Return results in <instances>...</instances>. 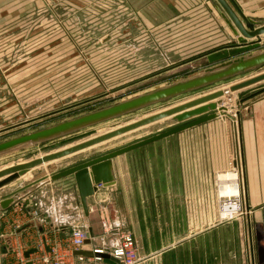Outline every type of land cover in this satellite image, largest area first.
<instances>
[{
	"label": "crops",
	"instance_id": "0c3cea01",
	"mask_svg": "<svg viewBox=\"0 0 264 264\" xmlns=\"http://www.w3.org/2000/svg\"><path fill=\"white\" fill-rule=\"evenodd\" d=\"M231 2L244 17L264 23V0ZM123 9L141 20L130 21L128 27L130 45L137 46L133 58L120 61L180 63L171 70L158 68L161 76L184 68L183 63L197 62L196 71L190 75L194 76L221 62L223 59H215L227 55L230 48L224 47L238 39L235 25L218 0H0V47L7 52L17 46L20 55L14 69L19 87L12 88V94L32 95L35 107L38 99L41 103L43 92L54 97L58 88H70L67 68H63L66 65L59 60L66 59L68 64L75 61L68 50L74 51L70 36L74 20L82 29L93 25L103 30L104 20H111ZM96 19L97 23H91ZM58 34L63 37L58 38ZM142 46L147 50L143 55L137 51ZM62 48L64 55L60 54ZM261 51L264 46L244 55ZM57 76L66 78L65 83H51ZM247 90L239 119V146L234 136L241 189L252 210L244 215L241 227L233 219L218 222L214 211L180 214L187 204V181L195 178L187 176V169H211V159L216 165L219 156L221 161L229 160L230 154L222 136L210 141L211 151L208 147L187 149L189 137L194 143L205 142L197 135L172 134L112 158L108 165L111 179L98 184L95 194L88 197V211L73 174L52 180L38 178L37 170H32L31 175L21 174L1 187L0 195L12 196L14 202L7 208L0 205V264H43L40 257L50 247L67 250L69 235L78 226L87 229L91 238L83 249L109 244L115 237L103 234L104 219L133 231L139 254L145 258L140 264H259L258 250L251 257L248 250L233 245L241 228L247 229L248 221L252 224L253 215L264 230V81ZM175 142L177 146H173ZM195 179L202 180L203 184H195L199 189L207 194L213 191L212 177ZM34 210L39 212L35 218ZM171 238L179 239L177 247ZM41 244L46 246L41 249ZM29 250L33 251L27 256Z\"/></svg>",
	"mask_w": 264,
	"mask_h": 264
},
{
	"label": "rangeland",
	"instance_id": "374dc122",
	"mask_svg": "<svg viewBox=\"0 0 264 264\" xmlns=\"http://www.w3.org/2000/svg\"><path fill=\"white\" fill-rule=\"evenodd\" d=\"M140 20V17L136 16L133 12L131 13L128 9L116 11L111 16V20H104L106 23L102 28L103 30H98L93 25L90 27H84L82 29L81 23H78L76 20H74V24H76L74 25V30L71 31L70 34L72 40L75 42L74 51L72 48H68V50H70V52H72V54L75 56V61L68 64V62H65L66 59L59 60L60 64L66 65L63 68H67L66 76L67 80L69 81L68 83H72L70 85L71 87L69 88L68 86V88H58L56 92L58 94L54 97H52L53 95L48 97L43 92L40 95V97H42L41 103L38 104V99L35 107H32L35 103L33 102L32 98L34 97L32 95L17 96L16 94H12V88L17 89L19 87V85L16 86L17 80L15 78L18 76L16 74L17 70H14L17 66L15 65L16 61L20 57L17 52V46L14 47V50L10 49L7 52H5L2 47H0V142L23 133L32 132L34 130L100 109L114 102L141 94L153 88L171 84L178 80L190 77V75L196 71L194 68L198 66L197 62L183 63L182 65H184V68L181 67L177 71H173L161 76L159 72L161 69L158 68H163L165 70L167 66V68H170L169 70H171L180 63H149L141 61L132 64L129 61H120L121 58L128 60L129 57L133 56V52L137 49V46L134 47L130 45L128 27L130 21L139 23ZM101 22L103 23V21ZM91 23H97V19ZM140 33V31L137 32V34ZM62 37L63 36L58 34V38ZM120 38L124 39L125 41L121 40ZM58 49L60 48L58 47ZM62 49L63 52L60 54H66L65 49ZM137 51H141L142 55L147 52L144 46L138 47ZM7 55L10 57H5L4 59L2 58L3 56ZM262 71H264V64L245 70L221 81L200 87L195 91L161 100L159 102L129 111L120 116L100 121L98 123L78 128L41 142L28 144L2 153L0 154V169L21 161L30 160L42 154L56 151L77 142L108 132L116 127L128 124L174 104H178L183 100H189L218 89L226 88ZM13 72L14 75L12 74ZM65 80L66 78L58 77L54 80H51V83L55 82L57 84H63L65 83ZM238 92H231L219 98L218 102L221 103L223 107H226V114L209 120L210 122H208L206 125L200 126L199 124L192 128L175 133H181L182 135L187 136L197 135L200 137L199 140H205V142L201 141L194 143L193 138H187L186 147L190 150L200 148L202 149V147L203 150H205V147H208L207 149L210 148V150L213 151V144L210 141L217 140V136H222L225 143L223 146L224 148L229 149L230 154V161L228 159L221 161L219 156L217 162H215L216 165H214V160L211 159L213 164L211 169L205 167L187 169V176H193L195 178L206 177L207 179L212 177L213 191L209 192L210 194H207L206 191L195 186V184H203L201 182L202 180L199 181L198 179L194 178L190 179V181H187L185 197L187 204L185 208H182L184 209L182 212L180 209V214L192 215L194 213H201L206 215L210 212L213 213L214 211V213L216 212L217 219L220 220L221 204L223 202L222 200L227 197L226 195L238 193L241 194V192H243L240 186L241 175L237 165L235 164L237 148L234 141V136H237L238 141L239 119L241 116L242 105L247 98L246 93L248 90L242 98L239 96ZM3 103L4 107L2 106ZM8 103H10V105H8ZM219 118L220 120L217 122V119ZM174 123L175 120H173L171 117L163 118L159 121L118 135L71 155L45 162L30 169L25 174L31 175L32 170H37L35 176H38V178H50V174L55 170L70 165L80 159L111 150L134 141L140 137L155 133L158 130L167 128ZM232 123L234 126H232ZM177 145V142L173 144V146ZM217 151H219V149H217ZM229 171H237L238 173L237 181L239 184V189L233 190L232 192L222 190V184L226 181L222 175H224L223 173ZM195 200L197 202H195ZM199 201L200 204L198 203ZM211 204L214 205L211 207ZM244 217L245 216L241 214L232 219L237 220L238 226L241 227L242 224H244ZM232 219H230V221ZM182 225L184 226V224ZM174 228L177 229V224H174ZM172 229L171 237L173 236ZM258 229L259 227L256 224L255 217L253 215L252 241L254 243L255 250H257L258 247V238L256 239V231ZM170 241L171 243L176 241L175 246L177 247V242L179 239L171 238ZM234 241V246H240V250H247V232L245 227L244 229L241 228L240 236L235 238ZM136 242L138 244L137 239ZM261 242L264 244V240ZM137 247H139V245H137Z\"/></svg>",
	"mask_w": 264,
	"mask_h": 264
},
{
	"label": "water",
	"instance_id": "95a60500",
	"mask_svg": "<svg viewBox=\"0 0 264 264\" xmlns=\"http://www.w3.org/2000/svg\"><path fill=\"white\" fill-rule=\"evenodd\" d=\"M218 2L225 10L228 18L235 25L234 32L238 35L236 42L224 47L230 48V50H228V54L219 55L217 59H215H223L221 62L206 68L204 71L194 76L153 88L141 94L114 102L100 109L34 130L32 132L17 135L5 141H1L0 154L28 144L41 142L100 121L120 116L140 107L178 96L194 89L221 81L253 67L263 65L264 51L248 55H244V52L264 46V23L257 24L255 21L244 17L238 12L231 0H218ZM262 81H264V71L236 82L226 88L218 89L205 95L174 104L138 120L116 127L108 132L77 142L65 148L3 167L0 169V188L25 173L28 169L41 165L45 162L71 155L118 135L159 121L163 118L171 117L175 120V123L167 128L160 129L155 133L140 137L111 150L80 159L70 165L55 170L50 174V178L52 180L73 174L77 182L83 206L85 210L88 211V197L95 194L98 184L109 182L111 179L108 165L112 158L147 143L178 133L188 128H192L201 123L217 118L220 115L226 114V107H223L221 103L216 101V98L235 91H241L238 93L242 98L247 92V90L243 89H248L249 87ZM13 202L14 197L7 196L3 198L0 195V205L3 208H7ZM90 241L91 238H88L86 243H89ZM3 250H6V248H3ZM32 251L33 250L27 251L26 255L29 256ZM76 254L92 256L93 251L80 248L76 250ZM103 256L108 257V255L104 254ZM262 259L264 260V257Z\"/></svg>",
	"mask_w": 264,
	"mask_h": 264
},
{
	"label": "built area",
	"instance_id": "2783aa9c",
	"mask_svg": "<svg viewBox=\"0 0 264 264\" xmlns=\"http://www.w3.org/2000/svg\"><path fill=\"white\" fill-rule=\"evenodd\" d=\"M240 165V167H239ZM239 173L241 164L237 165ZM241 184V181H240ZM224 183L222 184V187ZM241 186V185H240ZM241 190V189H240ZM222 200L221 216L219 221L230 220L241 214L249 215L252 210L247 205L244 193L228 194ZM22 210V206L19 207ZM227 212V213H225ZM229 213V214H228ZM39 212L34 210L33 218L37 217ZM20 223V221H19ZM103 234L114 236L113 242L96 246L92 249V256H83L76 254V250L86 244L90 238L89 231L83 227H75L69 235V244L67 250H61L58 246H52L49 251L41 255L43 264H140L144 261L138 251L135 234L131 230L121 229V226L113 221L104 219L102 221ZM46 245L41 244L40 248ZM44 250V249H43ZM108 255V257L103 256Z\"/></svg>",
	"mask_w": 264,
	"mask_h": 264
},
{
	"label": "flooded vegetation",
	"instance_id": "af4514ba",
	"mask_svg": "<svg viewBox=\"0 0 264 264\" xmlns=\"http://www.w3.org/2000/svg\"><path fill=\"white\" fill-rule=\"evenodd\" d=\"M250 222V223H249ZM259 229L256 231V239H257V250H258V260H259V264H264V260L262 259L264 257V244L261 242L262 240H264V230L262 229L263 225L262 224H258ZM246 232H247V250L249 251V253L251 254L252 257V253H254V243L252 241L253 239V232H252V224L251 221H248L246 224ZM262 234V235H261ZM255 257V255H254ZM263 260V261H261Z\"/></svg>",
	"mask_w": 264,
	"mask_h": 264
},
{
	"label": "bare ground",
	"instance_id": "6f19581e",
	"mask_svg": "<svg viewBox=\"0 0 264 264\" xmlns=\"http://www.w3.org/2000/svg\"><path fill=\"white\" fill-rule=\"evenodd\" d=\"M218 98H220V97H218ZM215 100H217V98ZM29 170L30 169H28L26 172H28ZM25 173H23V174H25ZM223 174L224 175H222V174L221 175L224 177V180L226 179V181L224 182V186L222 187V190H227L229 192H232L233 190L239 189V184H238V181H237L238 180V173H237V171L236 172H230L229 171V172H226V173H223Z\"/></svg>",
	"mask_w": 264,
	"mask_h": 264
}]
</instances>
